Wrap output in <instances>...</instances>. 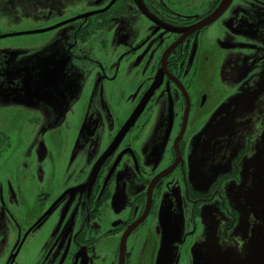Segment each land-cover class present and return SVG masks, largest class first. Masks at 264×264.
Masks as SVG:
<instances>
[{
    "label": "flooded vegetation",
    "instance_id": "1",
    "mask_svg": "<svg viewBox=\"0 0 264 264\" xmlns=\"http://www.w3.org/2000/svg\"><path fill=\"white\" fill-rule=\"evenodd\" d=\"M2 2L0 87L31 107L5 110L18 128L35 105L59 112L29 57L48 40L10 39L62 29L76 53L109 31L112 46L82 99L78 171L38 169L32 202L33 176L0 179L1 234L7 215L31 236L48 222L32 264H264V0H94L49 27L48 0Z\"/></svg>",
    "mask_w": 264,
    "mask_h": 264
},
{
    "label": "rangeland",
    "instance_id": "2",
    "mask_svg": "<svg viewBox=\"0 0 264 264\" xmlns=\"http://www.w3.org/2000/svg\"><path fill=\"white\" fill-rule=\"evenodd\" d=\"M8 1L15 0H3L1 4H6ZM90 1H92L91 6L89 0H48V8L57 14L56 16L48 14V21H44L40 26H52L49 24L71 15L73 11L93 8L94 0ZM34 26L35 24H21L20 27L15 25L13 27L26 29ZM1 29L4 27L2 26ZM61 30L52 29L34 33L30 41H28L30 39L28 35L10 39L15 44L32 42L43 44L48 40V50L35 47L29 57L34 60L35 67L42 71L37 75L47 82L48 101L56 110L54 112H59L56 116L53 112V115L49 113L45 115L35 105L34 112H29L25 116L26 122L23 127L18 128V122L15 121L12 113L5 110L31 107L27 102L12 96L13 89L2 90L0 87V128L10 137L9 148L0 157V179L19 184L22 177L33 176L34 181L28 182L31 202L43 188L36 183L35 173L38 169L44 179H48V167L53 175L65 171H78L80 167L78 163L83 157V152L79 148L81 146L79 121L82 115L80 108L85 106L82 99L86 91L98 94L94 74V69L98 66L95 62L109 61L111 52L112 35L109 31H102L93 36L89 43L80 44L81 52L73 53L68 50L65 42L55 43V37ZM47 63L48 67H46ZM105 74L109 75V69H106ZM43 81L40 80L41 84L34 83L33 93L43 91ZM38 139H42L47 151L48 148L50 151V158L48 159L47 156L41 163H38L35 158V146ZM44 190L47 191L48 188L44 187ZM21 210L24 211V209ZM9 219L7 215L5 229L2 234L0 232V264H32L35 244L45 240L48 234V222L31 236L27 235L22 228H13L12 221L9 222Z\"/></svg>",
    "mask_w": 264,
    "mask_h": 264
},
{
    "label": "water",
    "instance_id": "3",
    "mask_svg": "<svg viewBox=\"0 0 264 264\" xmlns=\"http://www.w3.org/2000/svg\"><path fill=\"white\" fill-rule=\"evenodd\" d=\"M209 130H210V128H208L207 130L204 129V130H203V133H204L205 135H207V133H208ZM195 179H196V178H194L193 180H195ZM203 181H204V182L207 181L208 183H210L211 180H210V177H209L207 180H203ZM253 197H255V196H253ZM258 198H259V197H258ZM258 198H256V199H258Z\"/></svg>",
    "mask_w": 264,
    "mask_h": 264
}]
</instances>
